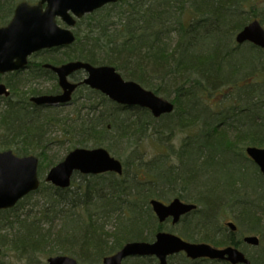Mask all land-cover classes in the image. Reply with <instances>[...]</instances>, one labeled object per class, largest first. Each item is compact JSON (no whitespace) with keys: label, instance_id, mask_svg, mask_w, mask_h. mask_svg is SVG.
Instances as JSON below:
<instances>
[{"label":"trees","instance_id":"trees-1","mask_svg":"<svg viewBox=\"0 0 264 264\" xmlns=\"http://www.w3.org/2000/svg\"><path fill=\"white\" fill-rule=\"evenodd\" d=\"M14 3L0 0V25L7 23ZM109 8L118 10L115 28L108 17L96 21L83 36L75 32V43L67 48L73 54L45 64L82 61L113 67L125 81L171 101L174 112L154 119L147 110L119 106L85 86L72 99L82 105L65 122L45 114L58 107L29 103L31 97L59 94L57 84L49 92L31 89L14 103L5 99L0 148L18 157L36 156L39 175L64 158H48L45 136L52 127L62 126L68 143L65 155L76 148H104L124 157L122 176L75 174L68 189L42 184L13 209L0 211V225H5L0 231L11 238L7 249L24 264H41L40 259L59 255L80 264H101L128 242H152L164 224L157 222L149 202L178 198L197 206L189 215L193 222L186 223L188 216L181 220L182 239L242 251L248 249L239 233L244 228L260 240L252 248L256 255L248 257L251 264H264V178L245 156L247 147L264 148V105L257 103L264 99V51L235 43V36L252 20L264 27V0H177L176 5L172 0L147 4L119 0ZM29 70L37 73L35 77L47 75L56 81L41 64ZM78 74L75 82L82 80ZM159 123L162 126H155ZM175 131L187 135L176 151L169 152ZM147 142L157 150L149 161L145 160ZM77 178L82 182L77 183ZM191 190L193 200L185 196ZM34 198L37 210L31 205L25 211ZM222 211L235 214L236 232L216 225ZM55 221L61 228L54 234L44 232V225ZM110 222L113 227L106 230ZM178 258L182 264H228L191 262L183 255L170 258L169 264H180ZM133 260L158 264L152 258Z\"/></svg>","mask_w":264,"mask_h":264},{"label":"water","instance_id":"water-1","mask_svg":"<svg viewBox=\"0 0 264 264\" xmlns=\"http://www.w3.org/2000/svg\"><path fill=\"white\" fill-rule=\"evenodd\" d=\"M117 2L118 0H40L37 6L19 4L10 23L0 28V75L23 70L27 66L28 57L34 53L71 46L75 41L71 29L76 20ZM57 19H60L66 28L58 26ZM235 41L238 45L250 43L264 51V29L255 20L237 34ZM44 68L57 77L61 94L31 98L30 101L36 106L66 105L71 102L77 88L84 85L117 105L148 110L155 119L174 111L173 103L143 89L135 82L123 80L110 66L95 67L74 61L59 67L45 65ZM79 71L85 73V78L80 83L70 82L69 77ZM9 95L6 87L0 84V97ZM245 153L264 177V149L247 147ZM37 168L36 157L20 158L11 151L0 152V211L14 208L24 197L39 189ZM107 173L121 176V162L103 148H78L69 152L60 163L52 167L44 181L57 189L65 190L70 187L74 174L97 176ZM149 205L159 224L170 218L172 225H175L182 217L196 210V205L184 203L179 199H173L167 205L158 200H151ZM226 227L231 232L237 229L233 222H228ZM243 242L251 247L259 246L256 236H245ZM180 253H184L186 258L192 261L208 259L229 264H250L246 256L232 246L218 249L204 243H188L166 232H158L151 243L128 242L116 253L103 258L102 264H123L126 259L135 257H154L159 264H167L168 257ZM47 264L78 263L72 258L57 256L48 258Z\"/></svg>","mask_w":264,"mask_h":264},{"label":"rangeland","instance_id":"rangeland-1","mask_svg":"<svg viewBox=\"0 0 264 264\" xmlns=\"http://www.w3.org/2000/svg\"><path fill=\"white\" fill-rule=\"evenodd\" d=\"M39 0H30L29 2L32 3H37ZM127 2H131L134 3L137 0H125ZM143 2L150 3L153 0H142ZM172 2L176 5L177 4V0H172ZM187 7L190 6V4L186 5ZM117 13L118 10H110L109 6L104 7L103 9L99 10L98 12L85 16L84 18H82L80 20V23L78 24V26H75V28L73 29V32L80 34L81 36H83V33L85 32V30L90 26H94L97 22H101L103 19L108 17V21H111L112 23V27L115 28L119 22L118 17H117ZM111 17V18H110ZM9 20V19H8ZM8 23V21H7ZM6 23V24H7ZM4 25H0V27L5 26ZM175 38H172L171 46H174L175 43ZM73 50L70 49H61L60 51L57 52H42L39 53L37 55H33L31 56V58L29 59V64L30 67L29 68H34L35 66L41 64L43 65L41 62L48 59H66V54H73L72 52ZM37 75V73H32L29 69L27 71L18 73V74H12V75H5L0 77V82L3 83L4 85H6L9 90L15 91L14 96H12L11 98V102L13 103L16 100L20 99L22 97V94L29 92V90L31 89H37V90H41L43 92H49L53 86L55 84H57L56 81H53L52 78H50L47 75H43L42 77H35L34 76ZM35 77V78H34ZM78 78H83L84 75L78 74L77 76ZM15 89V90H14ZM84 92H82V94L80 96L83 95ZM78 98V97H77ZM256 100H254L255 102ZM257 103L260 104V106L264 105V99L262 98V100L257 101ZM6 102L4 100L0 99V112L3 111V108L5 106ZM82 105V102L80 100H78L77 102L73 101L71 104L64 106V107H58L56 110L54 111H50L49 113H45L46 115L48 114L49 116H55L58 118V120L60 121H66L72 117H75L76 115V111L79 108V106ZM82 115L85 114V110L81 111ZM176 118H173V120H175ZM164 122V121H162ZM155 126H162V123L159 124H155ZM62 128V126H61ZM60 127H52L50 129H48L46 131V139L49 140V144H48V158H52V159H57L60 158L62 156H66L65 155V150L68 148V143H65V139L64 137H62V130ZM231 136L233 135L232 133ZM186 133L185 132H179V131H175L174 136L170 139L169 142V152L171 151H176L182 141V139H184L186 137ZM56 141H61L60 143H56ZM5 150H10V149H6L0 148V151H5ZM145 151H146V157L145 160L149 161L151 160L153 157H155L157 155V150L155 148V146L153 145V143H146L145 145ZM13 152V151H12ZM111 156H113L114 158L118 159L119 161L123 162L124 157L120 158L116 155H112V153H110ZM34 156V155H33ZM36 157V156H35ZM64 159V158H63ZM228 159L230 160V162H232L233 164L237 163V159L232 158V157H228ZM40 162V161H39ZM228 162V161H227ZM244 166H246L247 169L249 170H253V167L251 164L249 163H244ZM49 170V169H48ZM48 170L46 171V173L48 172ZM46 173H44L43 175H38L39 177V181L40 184H46L44 181V178L46 176ZM77 183L82 182L79 178L76 179ZM47 185V184H46ZM195 193L193 190H191L189 193H185V196L187 197V199H191L193 200L195 198ZM37 198V197H36ZM36 198H34L32 201H30L29 203H26V206L24 208V210H31V205L34 211H36ZM169 202V201H168ZM168 202H163L164 204H167ZM239 210V209H238ZM237 211V209H236ZM221 214H219L216 217V225L218 227H225V223L229 222V221H235L234 219V213H231L229 211L227 212H220ZM193 217L188 216L186 223L188 222H193L192 221ZM114 222H110L109 224H107V229L106 230H110V228L113 227ZM0 226H5V225H0ZM62 224L60 222H53L51 225H44L43 230L46 233H50V234H54L56 233L60 228H61ZM49 228L51 231H47L46 229ZM183 223H179L175 226H171L170 223L165 224L164 225V232H170L173 233L177 236H179L182 232H183ZM239 233L242 235V237L244 235H250L247 232H245V229L241 228L239 230ZM10 236L7 237V233L4 232L3 230L0 231V247L2 249V253L0 255V264H24V262L20 259L17 258L14 254H12L11 252H9V250L7 249V244L9 243L10 240ZM2 243L4 245H2ZM242 249V248H241ZM243 253H245L247 255V257H252L256 255V250L252 249L251 247H248V249H242ZM48 257H44L41 260V264H46ZM179 260L180 264H182V260L181 258H178L177 261ZM137 261H134L133 259H131L128 264H136Z\"/></svg>","mask_w":264,"mask_h":264},{"label":"flooded vegetation","instance_id":"flooded-vegetation-1","mask_svg":"<svg viewBox=\"0 0 264 264\" xmlns=\"http://www.w3.org/2000/svg\"><path fill=\"white\" fill-rule=\"evenodd\" d=\"M29 1H30V0H27V3H28L29 5H32V6H33V5H36V4L38 3V2H37V3H32V4H31ZM20 2H21V1H20ZM27 70H28V69H26V70H24V71H27ZM24 71H22V72H24ZM18 73H21V72H17V74H18ZM29 103H30V102H29ZM30 104H31V103H30ZM171 221H172L171 219H168V220H166L165 223H166V224L170 223V225L172 226ZM180 255H181V254H180ZM172 257H176V256H171V257H169V258H168V264H169V259L172 258ZM198 261H204V259H202V260H198Z\"/></svg>","mask_w":264,"mask_h":264}]
</instances>
